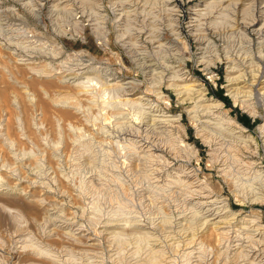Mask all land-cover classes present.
I'll use <instances>...</instances> for the list:
<instances>
[{
	"label": "rangeland",
	"instance_id": "obj_1",
	"mask_svg": "<svg viewBox=\"0 0 264 264\" xmlns=\"http://www.w3.org/2000/svg\"><path fill=\"white\" fill-rule=\"evenodd\" d=\"M24 1L0 0V189L6 191L7 202L22 200L17 207L28 219L34 216L23 207L34 196L41 195L51 208L48 217L38 220L41 225L29 224L25 229L42 233L82 228L98 244L93 251L85 247L86 252L79 250L81 255L74 253L76 264L96 260L126 264L112 257L117 245L106 237L107 230L130 232V241L144 247L149 237V245L165 251L162 260L184 264L190 257L195 259L185 254L191 250L188 240L193 234L188 232L191 227L185 228L188 224L180 225L187 219L206 215L209 208L225 211L226 204L237 216L261 211L264 219L262 204L243 199V193L264 199V184L260 186L258 179L264 173V32L258 36L251 26L253 19L260 20L257 27L264 23V0H248L240 7L234 4L238 0H232L229 12L223 11L231 13L232 20L250 23L246 30L234 28L233 21L221 25L228 33L232 58H225L221 42L214 50L210 37L195 38L189 31L193 12L203 8L205 0H41L46 26L29 14ZM174 5L179 8L185 45L173 47L169 33L163 39L165 45L140 34L156 35L158 27L169 22L167 8ZM216 10H209L208 16L220 20ZM99 31L109 32L108 44ZM215 52L223 59L217 61ZM7 69L13 72V80ZM229 72L241 78L238 100L233 97L237 91L231 90ZM193 78L246 127L243 135L250 140L249 146L222 123L197 87L184 88ZM221 88L230 97V105L219 96ZM178 114L185 136L171 120ZM236 114L248 115L249 126ZM7 137L13 144L3 140ZM183 139L196 146L197 155L181 145ZM224 168L233 169L226 173ZM15 177L23 180L21 195ZM0 230L1 247L14 262L18 253L13 234L24 229ZM198 246L194 244L193 249Z\"/></svg>",
	"mask_w": 264,
	"mask_h": 264
},
{
	"label": "bare ground",
	"instance_id": "obj_2",
	"mask_svg": "<svg viewBox=\"0 0 264 264\" xmlns=\"http://www.w3.org/2000/svg\"><path fill=\"white\" fill-rule=\"evenodd\" d=\"M167 1L170 2L172 0H167ZM206 1H208V0H205L203 2V4H202L204 7L203 8L201 7L200 9H195V11L193 12L194 16L192 17L191 20L189 19L190 20V23L188 24L189 27H190L189 31H190L191 34H193L195 36V38L199 34L202 35L203 37H207V38L210 37L211 40H209L208 42L210 43V45H212V47H215L214 50H218V47H220L219 43L221 42V45H223V51L225 53L224 56H225V58H228L229 55H230L229 52H230V46L231 45L228 46V44L230 43V42H228L229 40L227 39L228 33H226L227 31L224 30L225 28H221V25L223 26L224 23L227 22V21H229L228 23H230V21H231V24H232V21H233L234 25L232 24V26L234 28H237V29L245 28V30H246L247 27L250 26L249 25L250 23L249 24L246 23V22L244 23L243 21L237 20L235 17H233V20H232V18L230 17L231 13H230V15H229V13L228 14L223 13V11L228 10V7L233 5L232 4L233 3L232 0H218V1L217 0H213V1L211 0L212 2H210V3H209V1L208 2H206ZM246 1H248V0H238V1H235L234 4L236 5V7L237 6L240 7V6L246 5L247 4ZM163 3L166 4L165 2H163ZM248 3H249V1H248ZM262 3H264V1H262ZM22 5H23L24 8H27V10L29 11V14H31L38 22H40V23L44 24V26H46L45 19L43 18V5H44V3L41 0H25L24 2H22ZM51 6H53V5H51ZM218 8L220 10V11H218L219 12V17L222 15L220 20L218 19V16L215 17L213 15L212 16L215 17L214 19L212 17H211L212 19L209 18V16H210L209 14L210 13L208 14V11L209 10H214V9L218 10ZM167 10H168L169 14L171 15V17H169V22L167 24H164L163 27H161V28L158 27L156 35H151L150 33H148L149 31L148 32L141 31L140 34H142L143 32L146 33V37L145 38L148 39L149 42H152L151 38L154 37V39H152V40L156 41L155 38H158V41H160V44L161 45H165L166 41L163 42V39H165V34L169 33L170 34V38H168L169 42L172 43L173 47H176V48L179 49V46H180L181 43H184V45L186 44V40H184V36H183V31L181 29V25L179 23V15H178L179 14V8L176 7V5H174L171 8H167ZM217 10H216V12H217ZM50 11H52V10H50ZM123 11H125V9ZM151 11H152V9H151ZM151 11H150V13H151ZM53 12H54V9H53ZM216 12L213 13V14H216ZM228 12H229V10H228ZM147 14H149V13L147 12ZM237 14H238V12H237ZM240 15H242V14L240 13ZM49 16H50L51 23H55L54 22V20H55L54 14L50 13ZM246 17H247V15H246ZM209 19H211V20H209ZM221 19H222V21H221ZM130 20H132V19H130ZM157 20H154V21H157ZM114 22H116V21H114ZM164 22H165V20H164ZM164 22H162V23H164ZM259 22H260V20L253 19L252 24H251V26L254 27L252 29V32L258 34V36L263 34V32H264V23L260 24L259 27H257ZM151 25L153 26V24H151ZM232 26H231V28L233 29ZM228 27H226V28L228 29ZM231 28L229 29L230 32L232 30ZM83 30H84V27H81V31H83ZM153 30H155V29H153ZM153 30H150V31H153ZM95 32H96V29H95ZM97 32H98V30H97ZM107 32L108 31H103V33L102 32L100 33V31H99V33H98V34H101L100 37L106 44H108V41H109ZM238 33H239V31H238ZM260 37H262V36H260ZM201 40H202V38H201ZM231 42H232V40H231ZM247 43H248V41H247ZM260 44H259V46H260ZM257 46H258V44H257ZM252 50H253V48H252ZM179 52H180V50H179ZM0 55H1V53H0ZM215 55H216L217 61L223 59L222 58V54H220L218 52L217 53L215 52ZM259 57H261V55ZM230 58H232V56ZM251 59H253V58H251ZM253 61H254V59H253ZM215 63L216 62H213L212 64H215ZM209 68H211V67H209ZM231 69H230V71L233 73L232 70L234 68L232 70ZM7 70L5 72L7 73L9 79L13 80V77H14L13 72H11L10 70H8V71ZM32 70L35 71L34 68H32ZM36 71L42 73L43 75L46 74V71H44V69H41V70L39 69V70H36ZM231 72H229V74H228V80L230 81V85L232 86L231 90L232 91L233 90L237 91V93H233V97L236 100H238V99H240L239 90H240V88H242V86H240L241 78H240L239 75H237L239 73H237L234 76ZM253 73H254V71H253ZM259 73H262V72H259ZM46 75L55 76L56 74L50 73V74H46ZM259 76H260V74H259ZM55 77H57V76H55ZM185 79L183 80V83L187 82V80H185ZM256 79H257V77H256ZM196 80L197 79L193 78L191 84H189L190 82L184 84V88L187 89V88H191L192 86L197 87L196 91L199 93V95H201L204 98V101L207 102L209 107H212V108L215 109V111L219 114L220 119L222 120V123L227 128L232 129L231 131L234 130L235 133H239L240 135L237 136L239 138V141H241L243 143V145L249 146L248 143H249L250 140L245 138L244 135H243L246 127L241 122H239L237 119H235L224 108V103L220 99H217V98H214L213 96H210V94L208 93L207 88L201 86L200 83L197 82ZM59 81H63V80L60 78ZM189 81H190V79H189ZM253 81H254V79H253ZM254 82H251V83H254ZM245 84H247V83H245ZM260 85H263V84H260ZM180 86H182V85H180ZM6 91H4V90L1 91V94L3 96H6L7 95ZM182 91H183V89H182ZM179 93H181V92H179ZM194 93H196V92H194ZM13 94L15 95V92H13ZM241 101L245 102V100H242V99H241ZM166 116H168V115H166ZM181 118H182L181 114H178V115L174 116L171 120H172V122H174L176 124V126H178L181 129L180 131H182V135L185 136L186 135V131H185V129H184L182 123H181ZM167 119L168 118H166V120ZM226 127L224 129H227ZM3 140H9L10 144H13V141L10 140L9 137L4 138ZM180 142H182V144L181 143L180 144L182 146H184L186 149L191 150L192 151L191 153H194L195 155L198 154V150H197L196 146L195 147L192 146L190 143H187L184 139L181 140ZM168 144H169V142H168ZM164 145H165V143H164ZM157 149H160V147H158V148L156 147V150ZM161 149L162 150H166L165 148H161ZM12 152H13V150H12ZM14 158H17V157L14 156ZM21 159L18 158L17 160H21ZM2 160H3V158H2ZM28 160H30V159H28ZM0 162H2V161H0ZM1 166L3 168V165H0V168H1ZM231 169H233V168H231ZM231 169L230 168L229 169L224 168L223 171L225 170L226 173H228V172L230 173ZM226 173H225V175H226ZM15 175H16V173H15ZM17 176H19V175L17 174ZM259 177L261 178V179L258 178L259 180H261L260 181V186H261V182H263L262 184H264V173L261 172L259 174ZM15 178H17V177H15ZM226 178H227V175H226ZM24 179H25V177H24ZM17 180H16L17 183H15V184L17 185L16 189L19 192L20 190L22 191L23 187H20V185L23 183L22 182L23 180H21V177L17 178ZM257 188L259 189V187H257ZM252 189L255 191V187L252 188ZM28 190L32 191L30 189H28ZM257 192H254V193H257ZM260 192H262V191H260ZM4 193H6V191H4V189H0V229H4L5 230L7 228H15V229L17 228V230H18L19 226L20 227L22 226L24 230H20V231L18 230L19 232L15 231V234H13L15 236V244H16V249H17V253H18V257H17V259L14 262L10 261L9 258L7 257V255L5 254V252L3 251L2 247H1V243H2L1 241H3L4 239L1 240V236H0V264H71L72 262H74L76 264V261L72 260V257L74 256V253H76L79 250H84L85 247H87V249L88 248L90 249V247H92L91 248V250H92V249H94L97 246L98 243H96L97 241L94 239V237H92L88 233H84L83 230H81L82 228H78V227H77L78 228L77 231H74V230L72 231V230H67L66 229V230H63L62 232L60 230L58 232H56L57 229H55V230H49L48 229L49 231L48 230L47 231H43L42 230L43 231L42 233H38V231H36V232L33 231V229L31 227L30 228L32 230H30L29 228L25 229L24 227L29 225V224H31V225L33 224L32 225V227H33L36 223H39L40 221H42L41 218L43 219V215H46V216L48 214L50 215V212H51L50 209L51 208L50 207L48 208L44 204V202H46V200L44 201V198H40L41 195L38 196L37 198H36V196L32 195V196H34L33 199L31 198L32 201L29 200L30 203H27L26 206L23 207L26 213H29L31 217L34 216V218L28 219V217H25V215H23V213L17 207V204L20 205V203H22L21 202L22 200L20 201L19 199H11L10 198L11 202L9 201L10 202L9 203V202H7L5 200L4 195H3ZM19 193L21 195L22 192H19ZM24 193H23V195H24ZM243 194H244L243 195L244 201H246L245 199L247 198V200L250 201V202H259L260 204H262L264 206V199H263V197L261 198L260 196H258V194H253V195H251L249 197L247 195H245V193H243ZM246 194H247V192H246ZM23 205H24V202H23ZM223 208H226L227 210L223 211V209L218 210V208H215V209L214 208H212V209L209 208V209H207V214L206 215L191 217L190 219H187V221H186L187 223H185V224L180 223L181 226H184V225L187 226L186 224H188V226L185 227V228L189 229L191 227L190 228L191 231H188V230L187 231L189 233L191 232V234L193 233L191 235V237L189 238V240H188V243H189L188 247L191 250L190 251L187 250L188 252H185V254L187 256L188 255L189 256H195V259L191 261L190 258H192V257L189 258V256H188L187 258H189L190 260L189 259L188 260L184 259L186 261V263H184V264H264V219L262 218V216L260 214L261 211L250 212V214H246L244 216H237L238 213L233 211L232 206L230 204H226ZM39 215H41L42 217L40 216V218H39ZM39 219H40V221H38ZM46 219L48 220L49 218H45L44 220H46ZM43 223H46V222H43ZM39 224H37L36 226H38ZM192 225H195V226H192ZM42 226H44V225H42ZM172 227H174V226H172ZM48 228H49V226H48ZM70 229H73V228H70ZM12 230H14V229H12ZM36 230H38V229H36ZM104 233L106 234V237L112 238L115 241V244H114L115 246L117 245L116 246V251H115L116 253L114 252L115 255L112 256V257H115L114 258L115 261H116V259L119 258V259H121V261L124 260V262L126 264H166L167 263V261L165 260L166 258H164V260H162L161 257H160V256L164 257L163 255H161L162 252H163V249H160V247L157 248L155 246L156 244L153 245L151 242H150L151 243L150 245L148 244V242H149L148 239H151L149 237L146 238L147 240H145L147 244L144 241V243L146 245H148V249H147L146 245L144 247V246H141L140 244H133L130 241V238L133 236V235L131 236L130 232H120L118 230L117 231H115V230L108 231L107 230ZM13 235H11V237H13ZM136 236H137V234H136ZM148 236H149V233H148ZM8 237H9V235H8ZM138 237L139 238H136V239H138L140 241L141 238H140L139 234H138ZM188 243H187V245H188ZM193 243L196 244V245H199V246L197 248L193 249V245H194ZM2 246H5V245H2ZM178 247H180V246H178ZM87 249H85V250H87ZM85 250H84V252H86ZM80 253L81 252L79 251V254ZM174 253H176V252H174ZM76 257L78 258L79 256H76ZM82 257H84V256H82ZM112 257H111V259H112ZM86 259H88V257ZM167 259H168V257H167ZM112 260H110V261H112ZM80 262H81V260H80ZM88 264H90V263H88ZM92 264H103V261L96 260ZM167 264H174V263L172 261H169V263H167ZM181 264H183V263H181Z\"/></svg>",
	"mask_w": 264,
	"mask_h": 264
},
{
	"label": "trees",
	"instance_id": "obj_3",
	"mask_svg": "<svg viewBox=\"0 0 264 264\" xmlns=\"http://www.w3.org/2000/svg\"><path fill=\"white\" fill-rule=\"evenodd\" d=\"M219 96L227 103V104H231V99L229 96L227 95H224L223 94V90L222 88L219 90ZM236 117L242 121L245 125H248L249 126V123H250V117L246 114H236Z\"/></svg>",
	"mask_w": 264,
	"mask_h": 264
},
{
	"label": "built area",
	"instance_id": "obj_4",
	"mask_svg": "<svg viewBox=\"0 0 264 264\" xmlns=\"http://www.w3.org/2000/svg\"><path fill=\"white\" fill-rule=\"evenodd\" d=\"M86 53V52H85ZM88 54V53H87ZM90 55V54H89ZM92 55H90L89 57H91ZM93 57V56H92Z\"/></svg>",
	"mask_w": 264,
	"mask_h": 264
}]
</instances>
